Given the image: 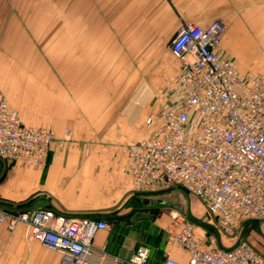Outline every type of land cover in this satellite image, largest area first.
Returning a JSON list of instances; mask_svg holds the SVG:
<instances>
[{
    "label": "crops",
    "instance_id": "0c3cea01",
    "mask_svg": "<svg viewBox=\"0 0 264 264\" xmlns=\"http://www.w3.org/2000/svg\"><path fill=\"white\" fill-rule=\"evenodd\" d=\"M34 1L0 0V85L3 79L17 80L16 72H10L17 63L10 55L16 42L27 50L42 42L47 48L55 37L57 45L62 42L64 47L66 32L72 29L75 105L57 110L48 104L37 121L28 120L19 107L17 110L7 101L23 125L47 129L60 140L68 136L71 143L53 146L42 168L0 160V175L3 167L8 170L5 179L0 178V202L106 221L110 230L96 233L89 264H112L114 257L128 259L139 246L134 236L127 235L128 221L133 223L135 218L126 219L121 213L129 200L124 199L132 191L124 173L123 145L145 136L143 131L130 133L131 128L140 126L142 111L151 102L144 98V89L150 96L152 90L162 88L165 81L171 83L180 72L177 60L154 57V49L159 48L163 36L176 32L183 23L206 27L219 20L225 25L221 48L226 56L242 74L264 75V0H40L45 5L42 15L48 18L41 23L26 18ZM15 9L18 17L23 15V23H19ZM51 13L58 16L56 24L49 23ZM66 16L72 17L68 27ZM154 78L158 79L156 84ZM47 90L44 86L21 92L47 96ZM134 91L135 100L131 99ZM5 94L0 89V95ZM104 129L110 133L104 134ZM253 224L260 223H249L243 229ZM26 234L24 225L13 231L0 225V264H60L56 252L28 241ZM232 244L225 240L226 247ZM149 249L150 264H161L167 252L178 262L187 261L166 237L156 249Z\"/></svg>",
    "mask_w": 264,
    "mask_h": 264
},
{
    "label": "built area",
    "instance_id": "2783aa9c",
    "mask_svg": "<svg viewBox=\"0 0 264 264\" xmlns=\"http://www.w3.org/2000/svg\"><path fill=\"white\" fill-rule=\"evenodd\" d=\"M224 30L219 20L179 27L169 51L180 72L157 113L145 119V136L124 146V173L133 192L146 197L180 190L203 205L208 222H216L172 212L164 234L187 261L167 252L161 264H264V255L240 236L247 224L264 222V75L239 71L221 48ZM65 141L68 136L60 140L47 129L23 125L0 95L1 161L42 168L51 148ZM0 225L9 231L24 225L27 240L56 252L60 264H89L96 233L111 227L1 202ZM112 264H150V249L139 246Z\"/></svg>",
    "mask_w": 264,
    "mask_h": 264
},
{
    "label": "rangeland",
    "instance_id": "374dc122",
    "mask_svg": "<svg viewBox=\"0 0 264 264\" xmlns=\"http://www.w3.org/2000/svg\"><path fill=\"white\" fill-rule=\"evenodd\" d=\"M44 6L45 5L42 4V1L35 0L32 11L27 9L28 15L26 18L28 22L41 23L42 19H46V21H48V18H44L45 15H42V12H45V8H43ZM53 7L57 8V1L54 2ZM16 10L17 9H15V15L17 16ZM20 15L21 14H19V17L17 16V18L19 19V23H23V15ZM49 20L50 24H56L58 16L51 13ZM70 23L72 24V17L66 16L67 27ZM177 31L168 33L167 36L162 37V44L159 43L157 45L159 48L154 49V57L164 56L168 60H176L170 53L169 46L173 38L176 36ZM72 35V29L67 30L66 46L64 47L62 42L57 45V40L54 39L55 37H52V40H50L49 46L47 48L42 46L43 42L38 45L34 44L33 49L28 50V47H26L24 44H19L16 42V45L12 48L10 55L13 59H15V61H17V63H13V65L10 67V72H16L17 80H1L0 89L6 93L4 96L7 99L6 101L12 103L11 105L17 108V110L19 107L22 111H20L21 114H25L28 120L37 119V121H40L42 111L47 108L48 104H50L51 107H57V110L63 109V107L68 104L75 105V98L77 100V96H74L75 86L73 79L74 64ZM30 43L31 41H28V44ZM8 51L9 49L7 51L5 50L6 53ZM131 57L133 56L130 55V58ZM30 77L33 78L30 79ZM157 80L158 79L156 78L153 79L155 84L157 83ZM159 84H162V81ZM169 84L170 80L165 81L162 88H155L151 91L150 96H148V90L144 89L146 94L144 98L146 99L149 97V101L151 102L148 103V105L142 111L144 112V116L140 126L137 127L135 124L133 127L137 128H131V135L134 133V135L139 134V132L141 133L142 131L145 132V134L147 133L148 130L147 127L144 126V120L146 117L150 115L154 116L157 113L159 109V102L167 97L162 96L164 93H168ZM44 86L48 87V90L50 91L48 93L49 95L47 96H42L38 93L26 96L24 95L25 92H21L23 89L24 91L33 87L36 89H41ZM151 87H155V85ZM153 91H155V93ZM134 93L135 91L131 94V99H133ZM133 100H135V98ZM14 110L16 111V109ZM104 130V134L110 133V129ZM68 142L71 143L70 138L68 139ZM125 145L126 144L123 146ZM70 147L72 146H66V149ZM123 153L125 156V149H123ZM7 173L8 170H5L3 167L2 175H0L1 180L5 179ZM127 199H129V203L127 202ZM124 200L127 202V205L125 204L126 207L124 209L121 208V210H123L121 213L126 215V219H129V216H131V218L132 216L135 218V222L133 223L128 221L129 223L127 226L129 227V230L127 228V235H132L136 238L137 246L145 245L151 249H156L158 247V243L161 242V240L163 241L166 237H164V229L170 222V214L172 212L188 216L193 218V220L197 219L201 222L206 221L205 223H209L212 226H215L216 224L215 220L208 222L207 218L205 217L203 205L198 200L188 196L180 190L162 194L156 197H144L133 191H129L127 198ZM143 200H147V203L144 204ZM10 202L5 203H7L6 205L9 204L16 208H26L24 203L21 206H17ZM123 226L126 225L124 224ZM209 229H213V227H209ZM101 231L103 230H99L98 232ZM240 236L257 253L264 255V222L260 224L249 225L245 229H242Z\"/></svg>",
    "mask_w": 264,
    "mask_h": 264
},
{
    "label": "trees",
    "instance_id": "16d2710c",
    "mask_svg": "<svg viewBox=\"0 0 264 264\" xmlns=\"http://www.w3.org/2000/svg\"><path fill=\"white\" fill-rule=\"evenodd\" d=\"M204 226V225H203ZM205 227V226H204ZM207 229H209L207 226H206Z\"/></svg>",
    "mask_w": 264,
    "mask_h": 264
}]
</instances>
